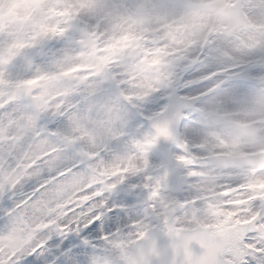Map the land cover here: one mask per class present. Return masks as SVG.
Here are the masks:
<instances>
[{
  "label": "snow or ice",
  "instance_id": "obj_1",
  "mask_svg": "<svg viewBox=\"0 0 264 264\" xmlns=\"http://www.w3.org/2000/svg\"><path fill=\"white\" fill-rule=\"evenodd\" d=\"M31 25L0 38V264H264V0Z\"/></svg>",
  "mask_w": 264,
  "mask_h": 264
},
{
  "label": "rangeland",
  "instance_id": "obj_2",
  "mask_svg": "<svg viewBox=\"0 0 264 264\" xmlns=\"http://www.w3.org/2000/svg\"><path fill=\"white\" fill-rule=\"evenodd\" d=\"M21 2H22V0H0V7H3V6L6 7V10L2 9V10H0V13L4 14V15H9V16L11 15L12 16L11 10H12V7L15 6V8L17 9L16 11L19 12V19L17 20L18 21L17 22V24H18L17 30H18L19 34L17 35V37L25 38L29 34L26 35L25 30L27 29V27L23 26L22 22L24 20H26L25 18L30 17V16H31V18L27 21L30 22L33 20V18L36 15L37 0H24L23 8L19 7V4ZM13 14H14V12H13ZM4 22H5L4 25L6 26L7 30L3 31V33H0V38L14 37L16 35V33L13 34L10 30V26H11L10 20L7 19V21H4ZM30 29L32 30V25H30ZM232 156L233 157L240 156V154H239V152H235L232 154ZM262 187H264V186H256L255 190L259 193ZM216 195H217L216 193L209 190L208 196L210 198L215 199Z\"/></svg>",
  "mask_w": 264,
  "mask_h": 264
},
{
  "label": "flooded vegetation",
  "instance_id": "obj_3",
  "mask_svg": "<svg viewBox=\"0 0 264 264\" xmlns=\"http://www.w3.org/2000/svg\"><path fill=\"white\" fill-rule=\"evenodd\" d=\"M2 9L6 10V7H4V6L0 7V10H2ZM16 10L17 9L15 8V6L12 7V10H11L12 11V16L11 15L10 16L9 15H4V14L0 13V33H3V31L7 30L6 26L4 25V23H5L4 21H7V19H8L11 22L10 30H11V32L13 34L16 33V35L14 37H17V35L19 34V32L17 30V27H18V24H17L18 21L17 20L19 19V12L16 11ZM13 12H14V14H13ZM30 18H31V16L25 18L26 20H24L22 22V25L27 27V29L25 30L26 35L30 34V32H31V29H30L31 21L30 22L27 21Z\"/></svg>",
  "mask_w": 264,
  "mask_h": 264
},
{
  "label": "water",
  "instance_id": "obj_4",
  "mask_svg": "<svg viewBox=\"0 0 264 264\" xmlns=\"http://www.w3.org/2000/svg\"><path fill=\"white\" fill-rule=\"evenodd\" d=\"M240 160H241V158L240 159H235V160L232 159L231 163H232V165H240ZM184 236L187 239H191L192 238V234L191 233H184Z\"/></svg>",
  "mask_w": 264,
  "mask_h": 264
},
{
  "label": "bare ground",
  "instance_id": "obj_5",
  "mask_svg": "<svg viewBox=\"0 0 264 264\" xmlns=\"http://www.w3.org/2000/svg\"><path fill=\"white\" fill-rule=\"evenodd\" d=\"M23 4H24V0H22V2L19 4V7L23 8Z\"/></svg>",
  "mask_w": 264,
  "mask_h": 264
}]
</instances>
